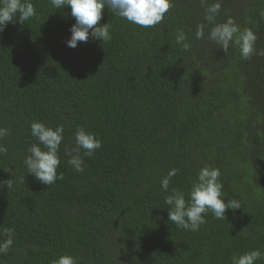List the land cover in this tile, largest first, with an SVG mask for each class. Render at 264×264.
Wrapping results in <instances>:
<instances>
[{
  "label": "trees",
  "instance_id": "16d2710c",
  "mask_svg": "<svg viewBox=\"0 0 264 264\" xmlns=\"http://www.w3.org/2000/svg\"><path fill=\"white\" fill-rule=\"evenodd\" d=\"M36 15L0 32V240L13 244L0 264H52L71 255L78 264H232L253 249L264 264V56L244 60L232 43L226 54L208 38L206 8L217 0H173L161 23L143 28L107 7L111 40L67 46L70 7L31 0ZM216 23L233 18L264 48V0H220ZM203 26V38L196 32ZM183 32L190 45L176 43ZM64 126L52 186L27 173L30 124ZM102 141L84 157V172L68 163L75 132ZM41 147H43L41 145ZM218 168L226 219L211 212L198 231L168 221L172 188L186 200L198 172ZM169 191L161 180L171 169ZM9 170V171H7Z\"/></svg>",
  "mask_w": 264,
  "mask_h": 264
},
{
  "label": "clouds",
  "instance_id": "9594fccd",
  "mask_svg": "<svg viewBox=\"0 0 264 264\" xmlns=\"http://www.w3.org/2000/svg\"><path fill=\"white\" fill-rule=\"evenodd\" d=\"M202 4L206 0H201ZM56 9L70 7V15L75 23L70 28V39L66 44L76 48L79 42L87 43L89 38L102 41L103 44L111 40L108 23L100 25L103 10L107 7L117 17L143 28H151L161 23L165 14L173 6V0H50ZM221 10L220 0L206 8L205 20L213 25L208 38L220 45L227 54L230 44L239 47L242 59L248 60L253 55L264 56V48L257 50L255 47L257 36L251 29L240 30L233 18L229 17L224 23H216ZM36 15L35 7L31 0H0V32H3L9 23L18 20L25 23ZM203 26L196 32L197 39L203 38ZM187 37L181 31L176 36V43L184 50L190 45L186 43ZM31 135L38 143L28 148L29 155L24 159L27 173L34 176L40 183L49 187L57 180H63V173H57L60 165V145L64 140V126L55 128L46 126L40 121L30 124ZM10 134V129L0 127V139ZM74 146L64 148L65 155L69 157L68 163L76 172H84V157H91L95 151L102 147V141L95 134L84 127H78L75 134ZM41 145L43 147H41ZM0 154H7V148L0 144ZM9 171V170H7ZM178 169H171L167 176L161 180V188L169 191L170 180L176 175ZM218 168L203 167L199 170L196 181L193 182L186 200L185 193L177 188H172L165 199L169 207L168 221L178 229L198 231L206 223L205 216L211 212L216 219H226L227 210H237L242 207L239 199L233 198L225 203L222 199L223 184L220 181ZM7 186L11 188L10 180H0V190ZM7 239L0 240V254H6L13 244L11 229H5ZM262 256L259 249H253L231 258L232 264H255ZM52 264H78L77 258L71 255H61Z\"/></svg>",
  "mask_w": 264,
  "mask_h": 264
}]
</instances>
